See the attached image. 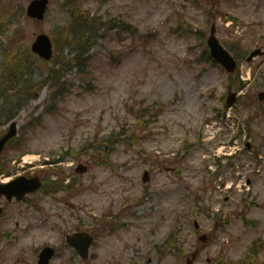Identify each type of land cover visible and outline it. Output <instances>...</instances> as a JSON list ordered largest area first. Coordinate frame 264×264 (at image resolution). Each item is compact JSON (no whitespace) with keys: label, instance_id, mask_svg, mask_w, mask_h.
Returning <instances> with one entry per match:
<instances>
[{"label":"rangeland","instance_id":"374dc122","mask_svg":"<svg viewBox=\"0 0 264 264\" xmlns=\"http://www.w3.org/2000/svg\"><path fill=\"white\" fill-rule=\"evenodd\" d=\"M30 1L0 0V97L19 95L22 105L16 116L19 135L3 153L2 167L12 177L35 167L32 172L43 171L52 180L75 173L80 163L88 167L59 207L74 214L72 225L82 220L92 225L97 237L92 253L98 259L89 264H187L194 253L198 264H217L218 258L231 264L247 258L249 245L258 239L264 248V102L257 96L264 89V58L240 63V75L252 79L239 89L243 103L232 109L222 101L228 74L199 61L215 24L225 48L238 38L241 51L254 47L253 33L263 31L249 28L248 22L261 18L251 16L245 7L249 0L226 6L244 21L236 24L211 15L197 0H69L71 6L49 0L46 19L39 22L27 17ZM79 13L103 26L88 52L86 69L93 74L87 72L84 82L77 68L62 71L69 90L54 101L47 70L55 60L73 58L71 48H63L68 34L61 33ZM112 20L132 25L134 37L112 28ZM190 27L200 36L189 33ZM41 33L54 42L53 62L35 57L26 70L32 76L18 83L9 79L10 59L30 49ZM134 108L147 112L144 129L130 112ZM4 112L1 106L0 115ZM8 122L1 118L0 136ZM221 150L235 154L218 162ZM68 151L75 157L56 164ZM146 170L151 180L144 184ZM250 195L254 204L244 215L239 204ZM30 199L23 207L33 222L50 211V225L57 224L58 204L41 191ZM5 206V215L22 208ZM241 212L257 226L245 225ZM195 220L211 237L206 245L198 240ZM115 223L122 229L116 233L111 231ZM40 225L39 245L59 241L57 232ZM171 232L177 233L184 257L156 253ZM249 264H264V249Z\"/></svg>","mask_w":264,"mask_h":264},{"label":"flooded vegetation","instance_id":"af4514ba","mask_svg":"<svg viewBox=\"0 0 264 264\" xmlns=\"http://www.w3.org/2000/svg\"><path fill=\"white\" fill-rule=\"evenodd\" d=\"M27 202L28 198L22 202L16 200L9 203L15 207L24 206L27 208ZM24 207H22L20 212L17 211L14 214H3L0 216V264H39L40 253L45 247H54L56 249V254L53 256L50 264H67L68 261L66 262L65 260H69L70 264H80L81 261L83 262L79 252L67 244V238L69 236L84 230L83 228L87 224H84L83 220L79 225H72L71 223L75 219L74 214H72L70 220L69 217L71 214H67V210L63 209L57 213V226L50 225L52 222V214L50 212L46 213L44 218L39 217V219H42L39 222H33ZM39 223H41L40 226L49 227V231L57 232L62 237L60 246H50L46 242H42L39 245L35 241L38 239L36 236L43 229L42 227L38 228L36 226ZM62 223L65 226L61 225ZM81 225L83 228H80ZM89 256L88 263L98 259L96 254H89Z\"/></svg>","mask_w":264,"mask_h":264},{"label":"trees","instance_id":"16d2710c","mask_svg":"<svg viewBox=\"0 0 264 264\" xmlns=\"http://www.w3.org/2000/svg\"><path fill=\"white\" fill-rule=\"evenodd\" d=\"M66 4L69 5L68 0H66L65 5ZM72 17V22L68 26L69 29L66 30L64 28L61 36H63L64 31L67 32L68 36H65L64 38L66 40L64 41L63 48H71V52L72 54H74V58L68 59L64 63L55 60V65L47 70L48 76L47 79H45L46 83L48 81L52 83L53 88H59L58 92H55V100L58 99V95H63L67 90V83L62 81V79H64V73L62 71H68L72 69L73 66L83 71V69L86 67L87 60L85 58V55L90 50L93 44V39L97 30L96 26L99 23L96 18H90L88 13H79L78 15L73 14ZM125 30H127L126 26ZM62 52L63 50L61 49V53ZM34 58L35 56L32 51L30 52V50L27 48L21 49L20 54L13 56L10 59L8 68L6 70V73L10 74L9 79H12L16 83H18L21 77H25L27 74L32 75L28 73L29 71L26 70L27 68H32V64L34 63L32 61ZM56 68L59 69L57 70ZM20 100L21 96L19 95L7 98L4 94L3 97H0V104L2 102L6 107L5 114H1L0 119L1 117H5L8 121H11L22 106L20 104ZM137 117L139 123L143 125L142 118H139L143 117V114L138 113Z\"/></svg>","mask_w":264,"mask_h":264},{"label":"water","instance_id":"95a60500","mask_svg":"<svg viewBox=\"0 0 264 264\" xmlns=\"http://www.w3.org/2000/svg\"><path fill=\"white\" fill-rule=\"evenodd\" d=\"M47 4L48 0L33 1L29 6L28 15L33 18L44 19ZM209 43H211V45L213 46V54H215L216 57L218 56L219 58H222L224 60L227 59L226 55L223 54L218 48L217 41H215L214 38H212ZM32 50L45 60H50L53 56L51 40H49V38L45 34H42L37 38V41L32 46ZM228 64L232 65V62L228 61ZM17 133V122H12L9 127V131L0 139V157L6 144L10 141V139L17 135ZM81 171L85 172L86 169L83 167ZM24 180V178H19L7 185L0 186V193L2 192L8 194L13 191H19V194L23 195V193H26V191L32 192L37 190L41 185L40 182H38V178L33 180H26L25 182ZM18 198L21 199L19 196Z\"/></svg>","mask_w":264,"mask_h":264}]
</instances>
